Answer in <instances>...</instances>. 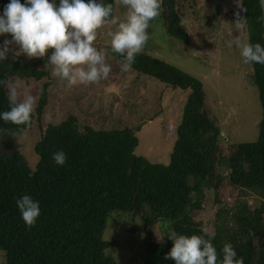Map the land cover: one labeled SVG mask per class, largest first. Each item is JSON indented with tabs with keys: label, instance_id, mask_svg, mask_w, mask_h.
Instances as JSON below:
<instances>
[{
	"label": "trees",
	"instance_id": "trees-1",
	"mask_svg": "<svg viewBox=\"0 0 264 264\" xmlns=\"http://www.w3.org/2000/svg\"><path fill=\"white\" fill-rule=\"evenodd\" d=\"M160 1L167 35L185 43L188 37L175 9L176 0ZM106 2L113 5L111 19L116 0ZM7 3L0 0V11ZM242 7L247 8L242 12L247 41L264 45V24L257 20L258 0H243ZM107 52L121 59L110 47ZM250 65L262 110L258 136L253 142L229 145L227 154H222L221 129L210 117L202 82L144 53L136 54L134 71L173 89L190 91L166 165L134 154L138 139L132 129L86 126L81 131L71 114L45 128L34 146L38 161L32 170L18 148L19 137L12 134L17 126L0 120V251L5 253L6 264H117L106 253L112 243L103 239L111 212L139 219L144 239L138 264H174L171 258L164 259L172 241L167 235L163 240L153 236L156 223L167 220L179 234H200L203 227L194 215L201 208L203 188H213L216 197L223 182L242 190L261 188L264 193V65ZM47 75L22 57L0 61V79L40 81ZM47 89L48 84H43L28 130L43 114ZM7 92L6 86H0V111L8 109ZM58 149L66 154L63 165L51 159ZM225 161L228 170L222 175L219 166ZM24 194L40 202V216L30 228L16 206V198ZM262 197L255 208L238 205L220 211L223 222L212 240L218 259L223 245L230 242L244 264H264Z\"/></svg>",
	"mask_w": 264,
	"mask_h": 264
},
{
	"label": "rangeland",
	"instance_id": "rangeland-1",
	"mask_svg": "<svg viewBox=\"0 0 264 264\" xmlns=\"http://www.w3.org/2000/svg\"><path fill=\"white\" fill-rule=\"evenodd\" d=\"M175 9L188 40L179 42L167 35L160 6L159 15L149 23V38L139 53L170 63L202 82L210 117L221 129L222 154L228 153L231 144L255 141L262 116L258 92L251 65L242 63L239 50L231 43L235 37L247 41L245 21L241 22L242 27L235 24L237 12L243 17L240 6L235 0H176ZM125 12L126 8L116 0L113 17L99 28L93 41L97 48L105 49V62L111 65L109 76L98 82L67 86L66 81L51 75L50 68H44L47 53L43 58H28L24 54L14 57L12 51L7 54L5 60L15 61L22 57L48 73L40 81L12 78L20 93L19 99L26 94L36 97L33 114L43 84H48L47 105L40 120L28 130L26 137L17 140L30 169L34 170L38 161L34 146L45 128L49 124H59L71 114L78 119L81 131L86 126L96 130L130 128L138 139L136 156L154 164L169 163L175 129L181 121L182 108L190 91L173 89L133 69L127 73L120 71L118 60L107 52L110 43L106 33L117 27ZM4 39H11V34L0 35V44ZM10 47L14 50L17 46ZM226 168V161L220 164L222 175L226 174ZM222 184L217 197L213 188H203L201 208L194 215L203 228L214 232L223 222L219 218L221 210L238 205L255 208L263 200L261 188L242 190L232 188L226 182ZM136 217L134 215L132 219V215L128 217L118 212L108 216L103 239L112 243L106 253L117 264L139 263L144 231ZM165 221H159L152 228L157 240L166 237L162 238L163 225H170V221ZM4 254L0 251V264H6Z\"/></svg>",
	"mask_w": 264,
	"mask_h": 264
},
{
	"label": "clouds",
	"instance_id": "clouds-1",
	"mask_svg": "<svg viewBox=\"0 0 264 264\" xmlns=\"http://www.w3.org/2000/svg\"><path fill=\"white\" fill-rule=\"evenodd\" d=\"M126 8L124 18L114 30H109L110 50L120 55L117 62L120 71L132 70L138 54L146 44L149 23L159 15L160 0H120ZM242 7L243 0H235ZM260 15L258 22L264 24V0H258ZM113 5L106 0H8L0 11V35L11 34L0 44V61L6 59L9 51L14 57L21 54L28 58H43L47 53L44 68L51 69V75L67 86L95 83L109 76L111 65L105 62V49L97 48L93 41L97 29L110 22ZM237 26H243L237 12ZM111 22L115 23L114 20ZM231 43L239 50L243 64L264 65V45L259 42L241 40L238 37ZM16 45V49H11ZM51 50V51H49ZM0 86L8 89V109L0 111V120L16 125L13 136L26 137L31 124V113L36 97L31 94L19 99L17 85L8 78L0 79ZM56 165H63L66 154L58 149L51 154ZM16 206L22 221L27 227L36 223L40 216V202L24 194L16 198ZM164 234L172 241V247L164 259L171 258L174 264H244V258L237 256L233 245L225 243L220 250L212 243L214 231L202 228L200 234H179L167 223L163 225Z\"/></svg>",
	"mask_w": 264,
	"mask_h": 264
},
{
	"label": "water",
	"instance_id": "water-1",
	"mask_svg": "<svg viewBox=\"0 0 264 264\" xmlns=\"http://www.w3.org/2000/svg\"><path fill=\"white\" fill-rule=\"evenodd\" d=\"M134 216V215H133ZM133 216H132V218H133Z\"/></svg>",
	"mask_w": 264,
	"mask_h": 264
}]
</instances>
